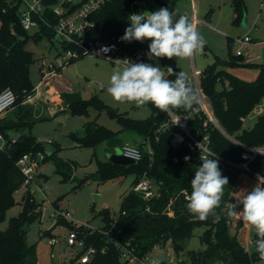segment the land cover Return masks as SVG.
I'll return each mask as SVG.
<instances>
[{"label": "trees", "instance_id": "obj_1", "mask_svg": "<svg viewBox=\"0 0 264 264\" xmlns=\"http://www.w3.org/2000/svg\"><path fill=\"white\" fill-rule=\"evenodd\" d=\"M140 1L107 0L101 4L90 15L93 26L85 39L99 41L115 37L121 55H130L138 62L146 61L151 41L131 43L121 39L130 25L128 17L132 13H141ZM157 1L161 8L177 13L174 19L183 15L166 2ZM231 4L236 14L233 22L240 24L247 12L246 0H231ZM48 16L52 23L56 22L52 14L49 13ZM43 35L53 39L54 31L51 27L41 25L37 31L28 32L20 23L17 4L0 0V92L11 88L16 94L15 105L19 106L12 116L3 117L0 121V130L8 140L7 145L0 148V221L5 219L7 210L16 203L15 191L24 179L17 165L18 159L25 152L42 151V142L31 132L19 134L14 142L10 141V133L33 125L30 111L22 106L28 95L35 92V85L30 77V66L35 58L32 51L26 48V43L30 38L37 39ZM155 60L165 71L170 65L177 72H185L176 58ZM231 66H254L258 69V74L255 79L246 80L228 71L227 68ZM167 78L174 80L175 76L167 75ZM189 80L194 88V82ZM199 83L215 116L228 134L248 145H264V110L251 127L245 125V118L264 101V63L246 61L243 55L237 54L225 60L218 58L201 70ZM60 97L64 109L73 114H88L92 108L98 111L108 110L117 116L122 129L133 130L144 137L139 144L143 152L140 160L129 164L111 160L98 161L96 173L82 178L78 185L91 178L108 180L128 172L136 175L134 185L144 174L157 185L156 193L148 198L134 189L130 190L122 200L120 211L115 215L109 209L99 211L97 215L103 221L100 227L59 218L56 223L76 230L87 245L96 248L88 262L78 261L76 255L71 264H124L121 258L122 246L131 248L139 255L149 253L154 246H170L179 257L197 227L202 228L199 237L204 247L187 251L190 264H255L259 255L247 250L237 233L231 232L235 217L229 215V210L234 200L235 185L244 172L236 165L241 161L242 147L239 144L218 128L213 127L211 130L212 147L221 156L219 167L229 184L224 187L221 206L217 209L219 221L213 222L211 216L206 221H200L189 213L186 204L191 192L190 181L202 161L199 154L192 152L187 146L175 145L168 131H157L158 125L166 118V112H161L148 103L152 108L150 116L136 119L124 113H116L97 94L83 98L79 92H63ZM84 128L83 136L71 134L79 146L95 147L100 142L115 137L113 130L101 125L96 119L87 120ZM55 162L56 170L64 180L72 178L74 162L61 158H55ZM250 167L254 172L264 175V155H258L250 163ZM20 202L22 210L10 217L4 229H0V264H37L38 261L36 248L28 243L23 226H29L32 218L39 217L41 210L37 208L41 203L29 191L24 192ZM54 204L59 208L57 200ZM241 225L242 222L239 221L237 227ZM256 238L255 234L253 242ZM175 264H184V261L179 257Z\"/></svg>", "mask_w": 264, "mask_h": 264}, {"label": "rangeland", "instance_id": "obj_2", "mask_svg": "<svg viewBox=\"0 0 264 264\" xmlns=\"http://www.w3.org/2000/svg\"><path fill=\"white\" fill-rule=\"evenodd\" d=\"M164 1L181 13L192 10L191 0ZM246 4L248 25L242 27L232 23L230 0H197L200 18L211 25L209 28L201 27L198 30L206 40L203 51L195 54L198 67L218 58L228 59L236 53L238 48L244 49L245 46L242 44L230 47L228 36L229 34L233 36L245 35L248 32L254 40L248 45L250 52L248 56L259 57L258 62L264 63V0H246ZM145 11L151 12L150 9L143 8L142 12ZM208 13L212 14L211 20L206 18ZM231 29L232 33L230 32ZM26 48L32 51L35 58L30 66V77L32 83L37 85L40 80L39 70L42 61L54 60L61 50V44L54 38L51 39L47 35H43L37 39L30 38L26 43ZM184 60L190 65V59ZM144 63L159 64L155 59H147ZM116 67L117 65L107 57L82 56L59 69L60 71H57L46 83H42L50 86L48 89L45 88L47 95L41 92L44 90L43 88H38L37 95L30 103H22V106L30 111L33 125L31 128L26 127L18 131H11V137H16L24 132H31L42 142V151L47 158L38 168V183L46 186V189L43 190L39 184H32L31 189L26 190V186L21 184L15 191L16 203L7 210L5 219L0 221V229L7 226L10 217L19 214L23 207L20 200L25 190L26 192L29 191L35 200L41 203L37 209L42 208L43 210L41 216L30 220L29 229L26 231L28 243L36 248L37 264H71L76 257V248L67 243L68 231L71 228L56 223L51 217V214L56 210L54 201L57 200L59 208L67 209L70 213V219L76 223L100 227L103 221L97 213L102 209H109L112 215L117 214L120 211L124 196L134 187L136 178L134 172H128L108 180L91 178L89 181L78 185L82 178L96 173L98 161L111 160L112 154L120 153L122 148L121 144L109 146L108 140L100 142L95 147L79 146L71 134L76 133L82 136L85 132V122L96 119L98 123L115 132L113 138L135 144V140L142 141L144 139L142 135L133 130L122 129L117 116L112 115L108 110L98 111L92 108L88 114H73L64 110L51 111L52 108L60 109L58 103L56 104V101L53 100L54 97L50 96L51 94L74 91L79 92L85 98L97 94L113 111L124 113L131 118L144 119L150 116L152 108L149 104L137 106L134 103H118L108 94L106 89ZM231 67L234 70H244L245 73H253L257 70L254 66ZM245 73L242 72L241 75L246 76ZM17 109H19L18 104L14 105L4 115V118L13 115ZM263 110L264 101L257 105L245 118V125L251 127ZM54 151L56 153L51 156ZM55 158L74 162L72 178L64 180L63 176L57 172ZM243 177L253 179L246 172L242 173L241 178ZM248 186H253V184L250 182ZM153 188L157 190V185L153 184ZM239 221H234L232 225L238 228ZM201 230V227L195 228L194 234L186 242L184 252L179 255L184 264H190V259L187 256L189 249L204 247L199 237ZM243 240L245 241V239ZM247 246L252 249L251 252L255 251L249 242ZM150 254L152 258L160 259L161 264H174L179 259L170 246L153 249ZM255 264H264V261L257 258Z\"/></svg>", "mask_w": 264, "mask_h": 264}, {"label": "built area", "instance_id": "obj_3", "mask_svg": "<svg viewBox=\"0 0 264 264\" xmlns=\"http://www.w3.org/2000/svg\"><path fill=\"white\" fill-rule=\"evenodd\" d=\"M13 4H17L19 9V18L22 27L30 33L40 29L41 25L51 27L54 31V39L61 44V50L58 52L54 60H43L40 67L41 80L35 86L34 94L28 95L26 100L34 98L42 83H46L49 78L69 64L72 60L85 56L96 55L103 56L115 61L116 59H127L131 62L140 63L130 55H121L119 53V45L115 37L106 40L95 41L93 39L86 40L85 35L93 26L90 15L107 0H8ZM52 14L56 18V22L52 23L48 14ZM134 14V13H132ZM189 20L197 28V13L193 12ZM135 40L131 41L134 42ZM252 41L250 33L238 36L235 42L247 45ZM245 50L238 48L237 55H243ZM249 61V59H248ZM163 68V67H161ZM166 72V71H165ZM200 72L193 69V84L199 102L194 105L195 111L184 109H175L166 112V118L158 125L157 131H168L175 145L187 146L192 152L199 154L200 158L211 154H217L212 147L211 130L213 127L218 128L222 133L227 135L231 140L235 141L242 147L241 161L236 165L250 174L258 181V177L264 180V175L254 172L250 163L258 156L264 155V145H248L235 139L228 134L219 123L211 104L204 94L200 83ZM16 94L11 88H5L0 92V121L4 115L15 105ZM198 118V120H197ZM244 119V118H243ZM16 137H11L10 141L14 142ZM8 143L5 134L0 130V148H4ZM149 144V143H147ZM121 153L133 159L140 160L143 152L137 144L130 141L121 143ZM218 159L221 156L217 154ZM46 158L43 151L25 152L18 159L17 165L24 175L22 185L26 186V190L31 189L32 184L38 183V168ZM211 158V157H210ZM43 190L46 186H42ZM134 191L140 193L145 198L151 197L156 193L153 183L146 174L134 185ZM25 190V191H26ZM40 215L43 210L40 209ZM52 219L57 221L59 218L70 219V213L67 209L56 208L51 214ZM76 223L75 221H73ZM67 243L76 248L78 261L88 262L96 248L87 245L85 239L80 238L74 229H70L67 235ZM154 246L153 249H157ZM152 250L144 255L135 253L131 248L121 247V258L124 264H150ZM176 263V262H175ZM174 263V264H175Z\"/></svg>", "mask_w": 264, "mask_h": 264}, {"label": "clouds", "instance_id": "obj_4", "mask_svg": "<svg viewBox=\"0 0 264 264\" xmlns=\"http://www.w3.org/2000/svg\"><path fill=\"white\" fill-rule=\"evenodd\" d=\"M176 15L168 8L131 14L128 17L130 25L121 39L128 42L151 41L147 52L149 60L190 59L203 51L206 40L187 16L174 19ZM113 62L117 67L106 90L116 102L137 106L151 103L161 112L175 109L195 111L194 105L199 98L186 72H177L170 65L165 72L159 64L135 63L127 59ZM167 75H174L175 79H168ZM201 161L190 181L191 192L186 207L200 221H206L211 216L213 222H218L220 215L217 209L221 206L224 187L229 181L222 175L217 154L202 156ZM240 205L242 210L237 211ZM229 215L242 219L255 229V252L264 261V180L261 177L251 191L232 203ZM150 264H161V261L153 258Z\"/></svg>", "mask_w": 264, "mask_h": 264}, {"label": "crops", "instance_id": "obj_5", "mask_svg": "<svg viewBox=\"0 0 264 264\" xmlns=\"http://www.w3.org/2000/svg\"><path fill=\"white\" fill-rule=\"evenodd\" d=\"M162 1H164V0H162ZM164 2H166V1H164ZM191 2H192V10L189 12V11H184V12H180L181 14H183V15H186L188 18H190V16L192 15V13L193 12H196L197 13V29L199 30V28H201V27H206V28H209V27H211V25L207 22V21H205V20H203V18H200V16H199V14H198V5H197V0H191ZM167 3V2H166ZM168 4V3H167ZM230 4H231V0H230ZM169 5V4H168ZM170 6V5H169ZM172 7V6H171ZM231 7H232V4H231ZM139 10H140V12L141 13H143L142 12V10H143V8L140 6V8H139ZM151 11V10H150ZM151 12H153V11H151ZM179 12V11H178ZM235 16H236V14H235V12H234V10H233V7H232V23H234L233 22V20H234V18H235ZM206 18L207 19H209V20H211V18H212V14L211 13H208L207 15H206ZM234 24H236V23H234ZM236 25H239L240 26V24H236ZM230 32L232 33V29L230 30ZM249 33V32H248ZM238 36H241L240 34H237V35H231V34H229V36H228V40H229V43H230V47H235V46H238V44L235 42V39L238 37ZM252 41H254L253 40V38H252ZM251 41V42H252ZM250 42V43H251ZM249 43V44H250ZM249 44H247V45H244L245 46V48H244V50H245V53L243 54V56H244V58H245V60L246 61H248V59H249V61H251V62H256V63H259L258 62V60H259V57H253V56H251V57H249L248 55H249V50H248V45ZM236 54V53H235ZM176 60H177V62H178V64H179V66L188 74V77H189V79H191V80H193L194 79V76H193V69H197V70H199V71H201L206 65H207V63H210V62H207L205 65L204 64H201L200 65V67H198L197 66V63H196V59H195V55L192 57V58H190V65L189 64H187L186 62H185V60L184 59H177L176 58ZM227 70L228 71H230V72H232V73H234V74H236V75H238L239 77H241V78H244V79H246V80H253V79H255L256 78V76H257V74H258V69L256 70V72H253V73H245L244 72V70H234L232 67H228L227 68ZM60 71V70H59ZM39 72H40V70H39ZM245 73V75L246 76H242L241 75V73ZM40 80H41V74H40ZM40 80H39V82H40ZM39 82H38V84H39ZM37 84V85H38ZM37 85H35V86H37ZM50 86L48 85L47 86V84L46 85H43V84H41L40 86H39V89H44L43 91H41V92H43V93H45V91H46V89H48ZM46 88V89H45ZM74 92V91H73ZM37 93V92H36ZM35 93V95H34V97L37 95ZM46 95L48 94V93H45ZM60 95L61 94H56V95H54V94H51L50 96H53L54 98H53V100L54 101H56V104L58 103V106L60 107V109H55V108H50L51 109V111L53 110V112L55 111V112H58L59 110H64V111H68V110H65L64 109V105H63V103H62V100H61V97H60ZM82 96V95H81ZM83 97V96H82ZM83 98H85V97H83ZM33 99H31V100H25L24 101V103H30L31 101H32ZM48 108V107H47ZM12 109V108H11ZM10 109V110H11ZM9 110V111H10ZM12 116V115H11ZM10 117V116H9ZM84 134H85V132H84ZM83 134V135H84ZM10 135H11V133H10ZM78 135V134H77ZM82 135V136H83ZM135 142V144H137L138 146H139V144L140 143H142L143 142V140L142 141H134ZM241 175H242V173L240 174V176H239V178H238V180H237V183H236V185H235V191H234V200H233V203H235L236 202V200L237 199H240V198H242L245 194H246V192H249V191H251L252 190V188L256 185V183L258 182L254 177H253V179H246V178H241ZM251 176V175H250ZM38 177H39V173H38ZM252 177V176H251ZM38 179V178H37ZM251 182V184H253V186H248V184ZM240 210H242V205H240L238 208H237V211H240ZM236 220H240L241 222H242V225L240 226V227H238V228H235L233 225L231 226V232L232 233H237V235H238V237H239V239H240V241L242 242V244L244 245V247L247 249V250H249V251H252V249H249L248 248V246H247V243L249 242V244H252L253 245V248H254V250H255V246H254V242H253V237H254V235L256 234L255 233V229L252 227V226H250V225H248L247 223H245L242 219H240V218H236L235 217V221ZM243 239H245V241L243 240Z\"/></svg>", "mask_w": 264, "mask_h": 264}, {"label": "water", "instance_id": "obj_6", "mask_svg": "<svg viewBox=\"0 0 264 264\" xmlns=\"http://www.w3.org/2000/svg\"><path fill=\"white\" fill-rule=\"evenodd\" d=\"M140 6L142 8H148V9H150L153 12L157 11V10H159L161 8V5H160V3L157 0H141L140 1ZM240 25L242 27L248 25L247 12L244 13V16L242 18V21H241ZM122 142H123L122 139H117V138L108 139L109 146H115V145L121 144ZM111 161H113L115 163L129 164V163L135 162V159H133V158H131L129 156H126V155H124L123 153L120 152V153L112 154ZM23 229L27 231L29 229L28 225L24 224Z\"/></svg>", "mask_w": 264, "mask_h": 264}]
</instances>
